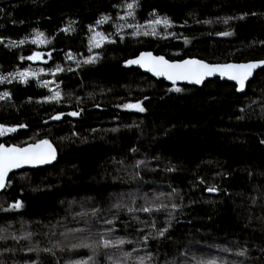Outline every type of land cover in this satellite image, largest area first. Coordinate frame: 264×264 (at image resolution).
<instances>
[{
  "label": "trees",
  "instance_id": "obj_1",
  "mask_svg": "<svg viewBox=\"0 0 264 264\" xmlns=\"http://www.w3.org/2000/svg\"><path fill=\"white\" fill-rule=\"evenodd\" d=\"M142 51L264 60V0H0V143L57 152L0 192V264H264V67L167 84Z\"/></svg>",
  "mask_w": 264,
  "mask_h": 264
},
{
  "label": "snow or ice",
  "instance_id": "obj_2",
  "mask_svg": "<svg viewBox=\"0 0 264 264\" xmlns=\"http://www.w3.org/2000/svg\"><path fill=\"white\" fill-rule=\"evenodd\" d=\"M133 4H129L128 8H132ZM132 13L129 12V15ZM106 19V18H105ZM102 21H98L100 23ZM160 21L158 20L157 23ZM165 24H168V20L165 19L163 21ZM227 22V21H225ZM147 35V33H145ZM42 35V34H40ZM221 35H231V33H221ZM20 43H23L21 41ZM40 54L35 53L33 56H29L27 59H39ZM94 57H89L85 63H90L94 61ZM128 64H140L141 66L147 67L149 71L155 72L157 75L167 76L169 80H191L196 84H200L205 77L212 76L216 73H219L221 76H227L229 79L234 80L239 85V89H243L245 85V81L252 75L254 69L259 67L261 64H264V61L258 62H249L246 64H225V65H210L201 60L188 59L183 60L179 63H169V61L165 60L163 56L154 57L152 53H142L139 58L134 60L127 61ZM59 70V69H58ZM21 77L27 75L26 73H21ZM176 91H180V89H176ZM5 96L8 93L4 94ZM60 96V93L57 92L52 99H57ZM126 108H135L141 112L144 111V108L141 107L140 103L136 104H126L124 105ZM69 115L77 116L79 113L72 112ZM54 119H60V116L54 117ZM23 127V125H21ZM2 129H0V134H2ZM7 131L12 132L15 131V128H8ZM55 158V152L52 148V145L47 141H41L39 144L30 145L24 148L18 147H4L0 145V189H3L5 185V177L8 171L12 168H18L21 164H43L49 162L50 159ZM209 192L216 191L215 188H209ZM120 205H116L119 207ZM10 207L12 208H21L22 203L17 201ZM175 207V205H173ZM150 208H142L141 211L148 212ZM129 212L133 211V209L129 208ZM107 223H111V221H106ZM155 226V225H153ZM167 229H163L159 232L160 236L164 235V232ZM147 240V237H145ZM101 242L103 248L109 247H118L123 245L125 241L123 239H117L115 241L110 239H105L101 236ZM84 247H88V245H83ZM45 251H50L46 249ZM243 255V253H240ZM125 256L131 255L130 253H125ZM92 260V257H89L86 261H78L76 264H89V261ZM108 260H111L113 264H122L119 260H113L111 256L108 257ZM139 264H144L143 258H140ZM197 264H217L215 258L209 259L207 261H198Z\"/></svg>",
  "mask_w": 264,
  "mask_h": 264
},
{
  "label": "water",
  "instance_id": "obj_3",
  "mask_svg": "<svg viewBox=\"0 0 264 264\" xmlns=\"http://www.w3.org/2000/svg\"><path fill=\"white\" fill-rule=\"evenodd\" d=\"M142 53H152L151 51H142V52H139L136 56L134 57H131V58H128L126 59L123 63H122V66L124 68H136V69H139L142 73H145V74H148L149 76H151L152 78L156 79V80H163L165 83L167 84H182V85H189V86H200L202 85L204 82L208 81V80H212L214 78H219L220 80L222 81H226L228 83H231L235 86L236 88V91L238 93H243L245 91V88L248 84V82L253 78L254 74L262 69L264 67V64H261L259 67H257L256 69L253 70L252 72V75L245 81V85L243 87V89H239V85L237 84L236 81L234 80H231L229 79L227 76H221L219 73H216L212 76H209V77H205L204 80L200 83V84H196L194 81H191V80H169L167 78V76H164V75H157L155 74V72L153 71H149L147 67H144V66H141L140 64H128L127 61L129 60H134V59H137L140 57V55ZM152 55L154 57H159V56H163V55H157V54H154L152 53ZM165 58V60L169 61V63H179L183 60H188V59H195V60H201L205 63H208L210 65H225V64H246V63H249V62H258V61H264V60H248V61H243V62H233V61H230V62H218V63H211V62H208V61H205V60H202V59H199V58H196V57H188V58H184V59H180V60H169L168 58H166L165 56H163ZM41 141H44V140H41ZM41 141H38V142H35V143H29V144H26L24 146H18V145H15V144H5V143H0V145H3L4 147L8 148V147H18V148H24V147H28L30 145H36V144H39ZM48 141V140H47ZM51 145H52V148L54 149V152H55V158L54 159H50L49 162L47 163H43V164H21L20 167L18 168H12L8 171L6 177H5V185L8 181V178L9 176L14 173V172H18V171H21V170H26V169H35V168H41V167H45V166H48V165H52L56 162L57 160V152H56V149L54 147V145L48 141ZM3 189H0V192L2 191ZM206 193L208 194H215L216 192L213 191V192H209L208 190L205 191Z\"/></svg>",
  "mask_w": 264,
  "mask_h": 264
},
{
  "label": "rangeland",
  "instance_id": "obj_4",
  "mask_svg": "<svg viewBox=\"0 0 264 264\" xmlns=\"http://www.w3.org/2000/svg\"><path fill=\"white\" fill-rule=\"evenodd\" d=\"M40 54V58L39 59H32V61H34V62H37V61H42V57H41V55H42V53H39ZM23 73H26L27 75H25V77H30V76H33L34 75V73L33 72H30V71H26V72H23ZM43 86H44V84H42ZM15 203V202H14ZM14 203H12L11 205H13ZM10 205V206H11ZM9 206V207H10ZM11 209L10 210H19L20 208H12V207H10Z\"/></svg>",
  "mask_w": 264,
  "mask_h": 264
}]
</instances>
